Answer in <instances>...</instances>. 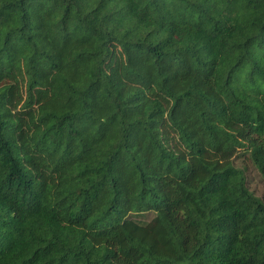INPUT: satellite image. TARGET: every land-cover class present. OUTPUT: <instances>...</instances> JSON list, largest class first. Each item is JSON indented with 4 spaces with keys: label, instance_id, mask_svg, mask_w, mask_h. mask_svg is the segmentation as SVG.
I'll list each match as a JSON object with an SVG mask.
<instances>
[{
    "label": "trees",
    "instance_id": "obj_1",
    "mask_svg": "<svg viewBox=\"0 0 264 264\" xmlns=\"http://www.w3.org/2000/svg\"><path fill=\"white\" fill-rule=\"evenodd\" d=\"M264 0H0V264H264Z\"/></svg>",
    "mask_w": 264,
    "mask_h": 264
},
{
    "label": "rangeland",
    "instance_id": "obj_2",
    "mask_svg": "<svg viewBox=\"0 0 264 264\" xmlns=\"http://www.w3.org/2000/svg\"><path fill=\"white\" fill-rule=\"evenodd\" d=\"M236 164L245 169L249 188L258 196H264V179L247 157H237Z\"/></svg>",
    "mask_w": 264,
    "mask_h": 264
}]
</instances>
